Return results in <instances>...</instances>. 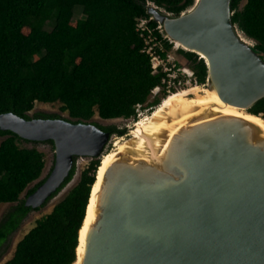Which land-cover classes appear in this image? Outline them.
Returning a JSON list of instances; mask_svg holds the SVG:
<instances>
[{
  "label": "water",
  "instance_id": "95a60500",
  "mask_svg": "<svg viewBox=\"0 0 264 264\" xmlns=\"http://www.w3.org/2000/svg\"><path fill=\"white\" fill-rule=\"evenodd\" d=\"M231 1L192 0L179 14L142 4L173 49L203 60L205 83L197 95L162 101L137 134L112 148L78 255L97 174L91 185L71 264H264V129L221 111L230 105L248 112L264 97V56L232 22ZM207 93L220 104L191 102ZM0 130L52 141L53 167L24 198L30 211L71 183L75 170L50 197L73 159L100 157L112 136L91 122L10 112L0 114Z\"/></svg>",
  "mask_w": 264,
  "mask_h": 264
},
{
  "label": "trees",
  "instance_id": "16d2710c",
  "mask_svg": "<svg viewBox=\"0 0 264 264\" xmlns=\"http://www.w3.org/2000/svg\"><path fill=\"white\" fill-rule=\"evenodd\" d=\"M165 11L179 14L192 0H150ZM146 0H0V114L23 118H60L38 112L28 116L35 102L60 104L71 121L132 118L134 105L147 101L160 84L161 75L152 73L149 56L142 51L144 37L136 28L137 18H145L152 40L160 42L163 57L172 44L161 36L156 23L142 6ZM231 1L232 22L254 40L264 56V0ZM82 17L73 19L74 8ZM52 22L50 30L45 29ZM147 35L146 30L142 32ZM199 83H205L206 65L193 52L177 49ZM164 97V95H162ZM161 97L147 103L155 106ZM264 118V97L247 110ZM70 120V119H67ZM98 125V124H97ZM100 126L109 134L123 136L125 128ZM0 204L14 205L0 221V246L15 231L30 207L20 194L36 181L44 167V154L36 147L21 146L9 130H0ZM52 146L51 140L42 141ZM100 157L91 158L76 184L38 218L34 226L16 243L13 255L3 264H71L76 256L81 226L91 185ZM75 160L60 187L73 176ZM26 189L25 196L43 181ZM50 199V198H48ZM47 199V200H48ZM47 200L40 206L42 207ZM40 207L35 208V210Z\"/></svg>",
  "mask_w": 264,
  "mask_h": 264
},
{
  "label": "rangeland",
  "instance_id": "374dc122",
  "mask_svg": "<svg viewBox=\"0 0 264 264\" xmlns=\"http://www.w3.org/2000/svg\"><path fill=\"white\" fill-rule=\"evenodd\" d=\"M244 2H245V0H240L239 8L242 7ZM81 17H82L81 8L76 6L74 8V11H73V19H78ZM44 27H45V29L50 30L52 27V22L51 21L47 22ZM167 53H169L172 57L171 59H168L169 62H175L177 64V66H182L183 64H185L182 56L177 54L175 52V49H173V47H171V49ZM197 88H199V87H197ZM151 98L152 97H149V100H151ZM155 108H152L149 110H141V112H140L141 114L139 117L136 116V120H139L143 117L149 116L150 113L153 112V110ZM38 112L48 113V114H57L58 116H60L62 118L71 120V118H69L68 113L66 111L60 110V104L58 102H54V103L35 102L33 105V108L29 112H27V114H28V116H32L33 114L38 113ZM89 122L95 123V124H98L101 126L114 125L117 128H125L126 129L127 133L124 134L123 136H117V135L113 134L110 137L109 141L105 144L103 151H102V153H106V152H109L112 150V148L115 146L114 142L116 140H120L121 139L120 137H123V138L128 137L129 130L133 127L132 125L135 121H133L132 118H128V119H124V118L100 119L95 115ZM3 138L4 137L0 136V141ZM20 145L26 146V147L34 146L44 154V167H43V170L41 172V175L39 176V178L36 181H34L28 185V187L26 188V189H28V188L32 187V185L35 182H37L41 179H44L49 174V172L51 171V169L53 167V163H54V150H53V146H51L50 144L45 143V142H36V143L21 142ZM90 159L91 158H79V159L75 160V174H74V177H73V180L71 181V183L68 186H66L59 194L55 195L53 198H51L49 201H47L42 207H40L37 210H33V211L29 212L27 217H25V219L21 222V224L17 228L16 232L11 235L8 243L1 250V252H0V264H3L5 261H7L8 259H10L12 257L16 243L23 237V235L25 233L28 232L29 229H31L34 226L35 221L38 218L49 213L51 211L52 207L54 206V204H56L59 200H61L64 197V195L68 192V190L76 184V182L79 179V175H80L81 171L87 166ZM26 189L20 194V199L25 198ZM14 205H16L15 202H13V203H1L0 204V221L2 220L4 215Z\"/></svg>",
  "mask_w": 264,
  "mask_h": 264
},
{
  "label": "built area",
  "instance_id": "2783aa9c",
  "mask_svg": "<svg viewBox=\"0 0 264 264\" xmlns=\"http://www.w3.org/2000/svg\"><path fill=\"white\" fill-rule=\"evenodd\" d=\"M147 20L145 18H137L136 28L141 32L140 34L144 37L145 46L142 49L150 59L151 72L152 73H164L161 75L160 84L155 86L148 96V99L144 103H137L134 105L135 116L132 117L133 121L136 120V116H140L141 110H149L155 108V106H148L147 103L150 102L155 97H161L160 102L163 101L170 93L177 92L179 90H184L191 87H200L204 83H199L193 72V70L186 64L182 66H177L175 62H169L171 55L166 52L163 57L159 52L153 50V45L158 46V50L163 52V48L160 42H154L153 44H148L153 38L150 34V30L146 26ZM147 32V35H143V31ZM149 41V42H148ZM169 63V64H168ZM164 95V97H162ZM149 97H152L149 100ZM134 122V123H135ZM133 123V124H134Z\"/></svg>",
  "mask_w": 264,
  "mask_h": 264
},
{
  "label": "bare ground",
  "instance_id": "6f19581e",
  "mask_svg": "<svg viewBox=\"0 0 264 264\" xmlns=\"http://www.w3.org/2000/svg\"><path fill=\"white\" fill-rule=\"evenodd\" d=\"M199 90H200V88H197V87H191V88H187L184 90H179L177 92L170 93L167 97H165L163 99V102H166L165 104H167L170 100L181 101L185 94L192 92L193 94L197 95V92H199ZM191 102L199 104V105H204V104H207L209 102H215V103L220 104L219 99L217 98V96L214 93H207L203 97L196 96L193 100H191ZM221 111L225 114L241 116L247 120L253 121V122L257 123L258 125H260L264 129V123L258 117L259 115L254 116V115L250 114L249 112H244L243 110L237 109L236 107H233L230 105L221 106ZM148 119H149V116H146V117H143V118L137 120L132 125L133 127L129 130V134L130 135L131 134H137V132L139 131V127L143 126L147 122ZM135 128H137V129L135 130ZM120 140L122 141L123 138H121ZM120 140H116L114 142L115 147L120 144V142H121ZM113 152L114 151L111 150L109 152L103 153L100 156V162H99V166H98L97 173H96L97 174L96 182L94 183V185L92 187L91 198H90L88 206L86 208V217L84 219L83 226H82L80 233H79L80 246L77 249L78 255H80L85 228L93 217L92 207H93V202H94V194H95L96 190L98 189V184H99V181H100V178H101V175H102L104 168L112 160Z\"/></svg>",
  "mask_w": 264,
  "mask_h": 264
}]
</instances>
